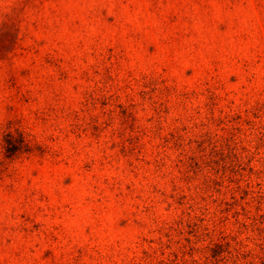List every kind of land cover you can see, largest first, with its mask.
<instances>
[{"label": "rangeland", "instance_id": "obj_1", "mask_svg": "<svg viewBox=\"0 0 264 264\" xmlns=\"http://www.w3.org/2000/svg\"><path fill=\"white\" fill-rule=\"evenodd\" d=\"M0 264H264V0H0Z\"/></svg>", "mask_w": 264, "mask_h": 264}]
</instances>
